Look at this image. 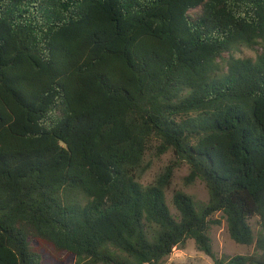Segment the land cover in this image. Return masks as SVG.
<instances>
[{"label":"trees","instance_id":"16d2710c","mask_svg":"<svg viewBox=\"0 0 264 264\" xmlns=\"http://www.w3.org/2000/svg\"><path fill=\"white\" fill-rule=\"evenodd\" d=\"M183 164L209 199L177 191L174 215ZM217 213L254 254L217 258ZM188 240L264 264V0H0V264H44L37 241L162 264Z\"/></svg>","mask_w":264,"mask_h":264},{"label":"rangeland","instance_id":"374dc122","mask_svg":"<svg viewBox=\"0 0 264 264\" xmlns=\"http://www.w3.org/2000/svg\"><path fill=\"white\" fill-rule=\"evenodd\" d=\"M261 49L242 48L236 55L240 57H253ZM174 159V155L170 152L160 158L149 154L147 161H151L149 169L141 179L143 185H148L154 182L156 177L163 171V169ZM189 174V166L187 164L181 165L174 172L172 178V186L167 191V200L171 212L176 215V209L173 205V196L177 191H183L191 195L197 204L207 203L209 199L208 189L202 181H197L193 185L186 184V177ZM213 219L218 221V224H213L209 235L212 239L214 253L219 259L229 260L237 255H251L256 252V246L237 244L230 236L226 219L222 213H217ZM251 225L255 233L259 229L258 220L255 218L251 220ZM35 248L39 250L44 256V264H75L72 257L66 252L56 250L53 245L47 242H34ZM162 264H215L214 260L205 253L198 250L194 240H188L186 245L182 248L174 249L173 253L166 258Z\"/></svg>","mask_w":264,"mask_h":264}]
</instances>
